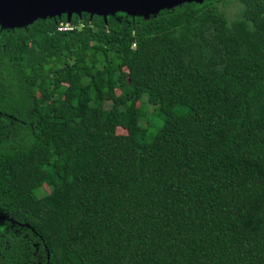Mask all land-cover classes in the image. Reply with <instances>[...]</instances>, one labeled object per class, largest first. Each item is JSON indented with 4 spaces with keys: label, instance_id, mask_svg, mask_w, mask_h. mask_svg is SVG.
I'll use <instances>...</instances> for the list:
<instances>
[{
    "label": "trees",
    "instance_id": "trees-1",
    "mask_svg": "<svg viewBox=\"0 0 264 264\" xmlns=\"http://www.w3.org/2000/svg\"><path fill=\"white\" fill-rule=\"evenodd\" d=\"M65 25L0 28V264H264V0Z\"/></svg>",
    "mask_w": 264,
    "mask_h": 264
},
{
    "label": "water",
    "instance_id": "water-1",
    "mask_svg": "<svg viewBox=\"0 0 264 264\" xmlns=\"http://www.w3.org/2000/svg\"><path fill=\"white\" fill-rule=\"evenodd\" d=\"M202 0H0V28L15 29L36 19L60 18L65 15L67 25L71 16L89 14L102 17L123 13L148 20L162 10H170L183 3Z\"/></svg>",
    "mask_w": 264,
    "mask_h": 264
},
{
    "label": "rangeland",
    "instance_id": "rangeland-1",
    "mask_svg": "<svg viewBox=\"0 0 264 264\" xmlns=\"http://www.w3.org/2000/svg\"><path fill=\"white\" fill-rule=\"evenodd\" d=\"M238 10V4L236 3H230L229 5H227V7L225 8V12H226V15L231 18L234 16V14L237 12ZM143 110H145V112L147 113V115L149 116L151 111H152V107L151 106H148L147 104L143 105L141 107ZM145 122L146 120L143 118L141 120V124L144 126L145 125ZM118 133H121V134H124L125 131L122 130V129H118L117 130Z\"/></svg>",
    "mask_w": 264,
    "mask_h": 264
},
{
    "label": "built area",
    "instance_id": "built-area-1",
    "mask_svg": "<svg viewBox=\"0 0 264 264\" xmlns=\"http://www.w3.org/2000/svg\"><path fill=\"white\" fill-rule=\"evenodd\" d=\"M72 28L69 27L68 25L62 26L61 28H59V30L61 31H67V30H71Z\"/></svg>",
    "mask_w": 264,
    "mask_h": 264
}]
</instances>
